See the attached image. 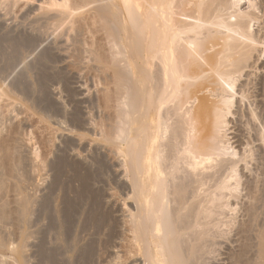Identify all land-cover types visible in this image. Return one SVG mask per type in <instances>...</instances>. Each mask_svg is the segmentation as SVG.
<instances>
[{
    "label": "bare ground",
    "instance_id": "1",
    "mask_svg": "<svg viewBox=\"0 0 264 264\" xmlns=\"http://www.w3.org/2000/svg\"><path fill=\"white\" fill-rule=\"evenodd\" d=\"M35 1L56 27L66 22L84 36L80 41L95 61L103 113L94 136L118 160L129 186L125 198L121 195L125 213L117 226L123 239L114 264H264V223L258 224L255 206L260 188L246 184L252 202L245 221L235 226L230 215L232 199L241 192L239 167L247 168L254 152L235 150L227 136L232 109L244 96L238 81L249 74L255 51L264 45L254 29L264 18V0ZM259 133L264 142V129ZM13 135L0 139L5 170L0 190L9 185L16 205L12 213L24 220L29 196L23 193L19 133ZM10 206L0 199V225L7 223ZM23 247L12 249L17 264H24Z\"/></svg>",
    "mask_w": 264,
    "mask_h": 264
},
{
    "label": "rangeland",
    "instance_id": "2",
    "mask_svg": "<svg viewBox=\"0 0 264 264\" xmlns=\"http://www.w3.org/2000/svg\"><path fill=\"white\" fill-rule=\"evenodd\" d=\"M0 1V139L7 140L19 133L21 172L23 178L26 176L23 193L29 196L27 220H19L12 213L16 206L14 192L8 184L0 190V199L11 205L7 223L4 221L0 225V241L3 244L0 264H17L12 249L21 243L24 246V264H114V256L123 239L119 233L122 226H117L122 224L119 219L122 220L125 213L121 195L125 198L129 186L119 173L118 160L113 161L115 158L107 154L108 151L95 137V125L103 113L98 97L102 86L96 82V65L88 52L89 46L81 43L84 36L80 38L76 30L69 29V24L64 22L56 27V22L48 18L50 14L46 17L41 14L39 2L17 0V3L8 6L3 5L5 0ZM254 29L263 42L264 18L255 24ZM258 49L253 55L254 65L249 68V74H244L238 81L237 87L244 88V96L242 99L238 97L232 109L227 132L235 150H240L242 146V150L248 148L254 152L252 160L248 159L247 168L243 165L239 167L243 170L239 174L241 192L236 199H232L235 212L229 213L233 220H238L234 221L235 226L247 219L244 210L252 201L246 194V184L249 188L251 183L260 188V191L257 190L256 215L260 219L258 224L264 223V142L258 136L264 129V45L261 43ZM252 112L256 114L254 117ZM14 127H18V132ZM13 129L16 132L13 133ZM4 172V167L0 165V181L5 176ZM113 192L118 195H114L116 198L120 196L119 201L114 200ZM127 204L131 205V202ZM119 209L123 210L122 215ZM117 213L121 218L115 219L119 216ZM105 214L108 217L111 215L108 218ZM99 219L100 222H97ZM231 233L230 237H235L232 235L234 232Z\"/></svg>",
    "mask_w": 264,
    "mask_h": 264
}]
</instances>
